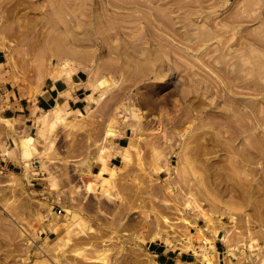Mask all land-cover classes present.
Listing matches in <instances>:
<instances>
[{
	"label": "rangeland",
	"instance_id": "374dc122",
	"mask_svg": "<svg viewBox=\"0 0 264 264\" xmlns=\"http://www.w3.org/2000/svg\"><path fill=\"white\" fill-rule=\"evenodd\" d=\"M1 94L0 264H264V0H0Z\"/></svg>",
	"mask_w": 264,
	"mask_h": 264
},
{
	"label": "crops",
	"instance_id": "0c3cea01",
	"mask_svg": "<svg viewBox=\"0 0 264 264\" xmlns=\"http://www.w3.org/2000/svg\"><path fill=\"white\" fill-rule=\"evenodd\" d=\"M82 84L83 81L79 78L78 74L72 75L70 82L62 79L49 80L42 86L40 92L36 96L33 108L36 112H44L56 106H60L62 109L69 112L81 113L84 108L83 103L89 96L88 90L84 88ZM0 96L4 98V94ZM28 109V106H24L20 102L14 104L15 116L20 118L21 121L27 120L25 119L24 113L28 111ZM126 142L127 135L124 132L115 141L109 168H111V166H116V162L119 161L117 152L119 149L125 147L124 145ZM5 168L7 170V165L4 163L2 169L5 170ZM150 253L155 258L157 264H189L192 262L191 254L179 253L171 249H166V247L158 244L153 245Z\"/></svg>",
	"mask_w": 264,
	"mask_h": 264
},
{
	"label": "bare ground",
	"instance_id": "6f19581e",
	"mask_svg": "<svg viewBox=\"0 0 264 264\" xmlns=\"http://www.w3.org/2000/svg\"><path fill=\"white\" fill-rule=\"evenodd\" d=\"M60 112H61V110H60ZM59 114H61V113H59V111H58V112L55 111V118H56V120H58V119L61 120L60 117H59V116H60ZM61 116H62V115H61ZM111 175H112V173H111ZM199 257H200V256H199ZM200 258H201V257H200Z\"/></svg>",
	"mask_w": 264,
	"mask_h": 264
}]
</instances>
